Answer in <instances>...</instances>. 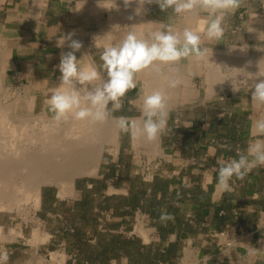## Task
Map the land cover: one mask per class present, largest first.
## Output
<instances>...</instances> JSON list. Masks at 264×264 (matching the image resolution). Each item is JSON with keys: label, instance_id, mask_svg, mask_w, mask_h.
<instances>
[{"label": "crops", "instance_id": "1", "mask_svg": "<svg viewBox=\"0 0 264 264\" xmlns=\"http://www.w3.org/2000/svg\"><path fill=\"white\" fill-rule=\"evenodd\" d=\"M83 3L84 0H0V72L9 95L20 99L24 113L46 111L53 115L46 100L59 87L57 66L61 53L70 49L67 41L59 47L58 40H63L69 32L74 31L80 36L73 39L82 38L79 41L83 47L75 53L77 59L91 54L89 56L97 64L101 63L99 52L103 44H100V36L113 30L112 19L121 8L109 11L99 7L97 0ZM133 5L122 9L127 18H132L120 26L144 36L164 25H172L181 32L185 27L197 28L207 16L203 12L177 15L171 9L162 12L156 4H146L145 11L136 15L138 5ZM134 18L141 21L135 24ZM143 18L147 25H143ZM225 22L224 38L220 41L205 38L202 47L214 52L246 45L248 53H254L252 57L256 53V57L264 54V0H244L239 8L228 13ZM85 59L86 56L84 62ZM196 62L182 60L177 65H187L183 81L187 79L189 103L203 106V114H193L180 123H168L159 136L162 168L165 164L170 168L158 175L169 180L162 211L173 209L175 215L171 214L170 222L175 225L176 217L180 215L182 227H188V231L176 229L162 237L156 219L157 232L148 242H143V248L154 251L148 264H264V167L254 169L242 181L234 179L230 192L219 190L216 181L218 160L235 157L237 148L247 147L252 139V121L264 116V107L253 106V90L249 87H236L238 92L233 88L230 91L220 88L214 92L211 83H207L205 62ZM202 65L206 69L199 70L198 74L203 75L208 89L197 92L196 70ZM136 80L137 87L129 90L126 96L133 90L139 92V97L143 96L144 80L138 75ZM218 97L230 101L231 107L216 106L213 98ZM230 98L236 99L232 103ZM141 107L133 111L140 113ZM133 117L139 116L130 115L129 120ZM221 144L229 145L231 150L222 149ZM144 190L149 193L151 189ZM161 197L162 194L157 193V199ZM125 217L121 216L116 226H123ZM171 245L177 246L173 253L168 252ZM253 249L254 253L250 254ZM162 254H165V260H161ZM111 261L113 264H145L134 261L125 252L115 255Z\"/></svg>", "mask_w": 264, "mask_h": 264}, {"label": "clouds", "instance_id": "2", "mask_svg": "<svg viewBox=\"0 0 264 264\" xmlns=\"http://www.w3.org/2000/svg\"><path fill=\"white\" fill-rule=\"evenodd\" d=\"M97 2L99 7L106 10L118 9L116 0ZM243 2L244 0H123L125 8L133 3L138 5L135 9L136 15L145 11L146 4H156L162 12L171 9L177 15H199L203 12L207 13V16L199 27H185L182 32L172 25H164L147 36L130 30L119 42L102 45L99 64L84 63V57L89 56L87 54L77 59L75 53L81 50L83 44L73 39L74 31L69 32L63 36V40H58L59 47H63L67 41L70 49L61 53L57 66L60 72V86L56 87L46 100L53 114L52 119L56 122H67L71 119L103 123L122 109L123 98L129 90L137 87L136 77L140 72L159 65H177L182 60H210L209 52L212 53V49L202 47L203 40H222L226 32V16L239 8ZM95 39L96 37L94 41ZM236 47L230 46L229 50ZM246 47L242 45L241 50ZM262 60L264 59L258 63L259 71L255 74L247 73L244 79L249 89H254L251 92V102L257 108L264 107V70L260 67ZM249 79L252 80L251 84L247 82ZM166 82L168 89H175L181 83L176 77H166ZM233 91L238 92L234 85ZM167 100L165 89L153 90L144 94L139 117L131 121L124 116L114 119L122 132L128 133L134 129L133 135H143L149 142L156 141L167 127ZM137 121L140 122L139 125ZM250 136L252 139L247 147L237 148L235 157L218 160L216 181L219 190L232 191L234 179L242 181L254 169L264 167V116L252 121ZM220 147L231 150L226 144H221ZM171 219L173 217L170 213L161 211V222ZM254 251L250 250V254ZM8 260V251L0 249V264H7Z\"/></svg>", "mask_w": 264, "mask_h": 264}, {"label": "rangeland", "instance_id": "3", "mask_svg": "<svg viewBox=\"0 0 264 264\" xmlns=\"http://www.w3.org/2000/svg\"><path fill=\"white\" fill-rule=\"evenodd\" d=\"M147 24L143 22V25ZM248 55L251 54L248 53ZM257 59L258 61L264 59V54L261 53ZM261 62L264 63V60ZM177 66L183 67L184 72L180 71L177 76V78L180 76L181 83L173 96L175 104L172 103L169 108L167 107L170 111L167 124L180 123L188 116L202 115L204 111L203 106L198 103H189L191 97L190 91L187 90V79L183 81L185 75L183 73L187 72V67ZM205 67L202 65L201 69L196 70L197 92L207 88L203 75L198 74L199 70L203 71ZM207 83H211L208 77ZM232 84L227 80L221 88L230 91L233 88ZM234 86L238 89L249 87L243 82ZM144 89L145 82L143 96L146 92ZM138 93L137 90H133L131 94L125 96L122 109L111 117L140 116L139 112L133 111L139 110L142 105L143 96L139 97ZM10 98L12 97L8 93L5 101ZM235 99L229 100L233 103ZM213 103L216 106L231 107L230 101L219 97L213 98ZM36 122L38 121H31L32 124ZM159 149V152L155 153L148 149H141L140 146L135 145L132 129L128 133L120 130L119 148L104 153L96 174L76 176L72 194L60 196L58 184H44L41 206L28 219L25 220L16 212L1 211L0 223L5 227L4 230L13 231V234L8 237L9 239L11 236L9 240L0 242V249H6L9 253L7 264H25V262L33 264L32 261L36 264L41 257L43 264H113L111 259L120 252H125L134 261L143 263L149 256L154 257L153 249L143 248V242L153 238L156 231V218L139 207L132 208L126 205L125 201L126 198L132 199L148 188L149 183L155 176L161 175L163 170L170 169L166 167V164L162 168L159 159L161 147ZM125 205L128 209H124ZM123 215L126 216V223L123 226H116ZM35 229L47 233L48 238L35 244L33 238ZM142 229L147 236H144ZM176 248L177 246H174L171 252H175ZM56 252L62 260L59 257H53Z\"/></svg>", "mask_w": 264, "mask_h": 264}, {"label": "bare ground", "instance_id": "4", "mask_svg": "<svg viewBox=\"0 0 264 264\" xmlns=\"http://www.w3.org/2000/svg\"><path fill=\"white\" fill-rule=\"evenodd\" d=\"M116 3L121 11L118 12L116 9L117 16L112 19L113 30L104 32L105 35H99L100 44L119 42L129 31L120 26L129 19L122 10L124 4L119 0H116ZM132 21L139 22L141 19L134 18ZM143 22L147 21L143 18ZM252 56L248 55L246 48L242 51L241 47L231 51L228 49L209 52L210 60L204 62L208 79L211 81V89L215 91L223 87L227 80L231 81L232 85L244 83L247 73L258 72L259 61L257 57ZM88 62L97 63L91 56H86L84 63ZM260 67L264 70V63L261 62ZM182 69L183 67L179 68L177 65H159L140 72L138 76L145 82V94L156 89H165L169 108L173 98L175 101L173 96L178 87L168 89L166 77L177 78L180 71L184 72ZM247 82L251 84L252 80L249 79ZM8 93L0 72V212H16L26 220L41 206L44 184H58L59 195L66 196L73 193L76 176L96 174L104 153L119 148L120 129L117 120L111 116L103 123H90L71 119L67 122H56L46 111L38 114H24L19 98L12 97L5 101ZM135 118L137 117L132 120ZM33 120L38 122L32 124ZM137 124L139 125L140 122L137 121ZM134 142L141 149H148L153 153L160 150L159 138L149 142L143 135L137 134L134 135ZM4 228L0 223V242L7 240L9 235L13 234L12 230L6 232ZM33 233L35 244L48 238L47 233L40 232L38 229H35ZM142 233L146 235L143 229ZM57 254L56 252L53 257H59ZM32 262L35 264L34 261ZM36 264H43V258H39Z\"/></svg>", "mask_w": 264, "mask_h": 264}, {"label": "trees", "instance_id": "5", "mask_svg": "<svg viewBox=\"0 0 264 264\" xmlns=\"http://www.w3.org/2000/svg\"><path fill=\"white\" fill-rule=\"evenodd\" d=\"M150 192L147 193L146 190H142L139 195H136L132 199L126 198L125 204L128 206H131L132 208H141L143 211L150 213L153 217L157 219L156 225L158 228L159 233L162 237H165V235L171 231L178 230V231H188V227L183 228L182 227V219L181 216L176 217V223L173 225L170 220L166 222L160 221V215L162 211V206L164 204V198L166 197L167 191L169 189V180L164 179L160 176H155L154 179L149 183ZM161 193L162 197L160 199H157V193ZM167 213L174 214L175 212L173 209H169ZM173 246L171 245V248L168 249L169 253H172ZM161 260H165L166 256L165 254H162ZM153 257L148 258V260L145 262V264H148L151 262Z\"/></svg>", "mask_w": 264, "mask_h": 264}]
</instances>
